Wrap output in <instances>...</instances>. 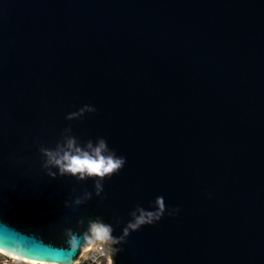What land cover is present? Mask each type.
I'll return each instance as SVG.
<instances>
[{
	"label": "water",
	"instance_id": "95a60500",
	"mask_svg": "<svg viewBox=\"0 0 264 264\" xmlns=\"http://www.w3.org/2000/svg\"><path fill=\"white\" fill-rule=\"evenodd\" d=\"M67 138L126 158L101 196L45 167ZM158 196L115 264H264V0H0V247L71 264L65 229Z\"/></svg>",
	"mask_w": 264,
	"mask_h": 264
},
{
	"label": "clouds",
	"instance_id": "9594fccd",
	"mask_svg": "<svg viewBox=\"0 0 264 264\" xmlns=\"http://www.w3.org/2000/svg\"><path fill=\"white\" fill-rule=\"evenodd\" d=\"M96 111L94 105L85 104L77 111L70 113L67 119H78ZM86 147L89 150L77 147L74 138H67L65 148H60L58 151L49 149H41V151L47 157L45 167L58 168L60 176L71 175L79 180L92 179L94 194L99 197L104 192L103 182L105 179H111L112 176L118 174L124 168L126 158L117 156L114 150H110L103 138L98 140L95 147L91 141L87 143ZM48 175L56 177L55 172H49ZM92 198L93 191L85 190L83 196L75 199L74 203L82 205ZM65 207H70V205L66 202ZM179 212V207H168L164 198L158 196L151 210L137 208L130 213L132 219L123 227L120 236L113 235L114 228L111 224L96 218L89 222L87 229L83 232L78 233L70 228L65 229V244L67 250L75 258L73 264H77L80 255L90 252L93 248L99 252V258H106V264H115L114 258L123 250L121 245L127 242V238L132 232L139 231L144 226L155 225L165 214L174 217ZM0 256L4 257L9 264H28V261L31 260L25 246L19 241L6 247H0ZM99 258L92 256V264H97Z\"/></svg>",
	"mask_w": 264,
	"mask_h": 264
},
{
	"label": "built area",
	"instance_id": "2783aa9c",
	"mask_svg": "<svg viewBox=\"0 0 264 264\" xmlns=\"http://www.w3.org/2000/svg\"><path fill=\"white\" fill-rule=\"evenodd\" d=\"M92 256H96L99 258V252L97 251V249L93 248L90 252H86L80 255L79 258L77 259V264H92V259H91ZM101 262L102 264H106V258H99L97 260V264H101ZM0 264H9V262L6 261V259L1 256ZM28 264H46V263L28 261Z\"/></svg>",
	"mask_w": 264,
	"mask_h": 264
},
{
	"label": "bare ground",
	"instance_id": "6f19581e",
	"mask_svg": "<svg viewBox=\"0 0 264 264\" xmlns=\"http://www.w3.org/2000/svg\"><path fill=\"white\" fill-rule=\"evenodd\" d=\"M30 262H37V261H31V260H30ZM42 263H45V262H42ZM46 264H53V263H46Z\"/></svg>",
	"mask_w": 264,
	"mask_h": 264
},
{
	"label": "rangeland",
	"instance_id": "374dc122",
	"mask_svg": "<svg viewBox=\"0 0 264 264\" xmlns=\"http://www.w3.org/2000/svg\"><path fill=\"white\" fill-rule=\"evenodd\" d=\"M1 257V256H0Z\"/></svg>",
	"mask_w": 264,
	"mask_h": 264
}]
</instances>
